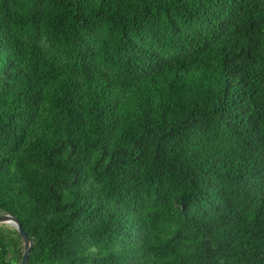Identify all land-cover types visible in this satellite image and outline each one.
<instances>
[{"label": "trees", "instance_id": "16d2710c", "mask_svg": "<svg viewBox=\"0 0 264 264\" xmlns=\"http://www.w3.org/2000/svg\"><path fill=\"white\" fill-rule=\"evenodd\" d=\"M0 213L28 264H264V0H0Z\"/></svg>", "mask_w": 264, "mask_h": 264}, {"label": "water", "instance_id": "95a60500", "mask_svg": "<svg viewBox=\"0 0 264 264\" xmlns=\"http://www.w3.org/2000/svg\"><path fill=\"white\" fill-rule=\"evenodd\" d=\"M0 223L11 224L17 229L21 237L22 244H23V250H22L19 264H28V255H29L30 249L33 246V242H32L31 237L22 228L21 222L19 221V219L16 216L11 215L10 213H0Z\"/></svg>", "mask_w": 264, "mask_h": 264}]
</instances>
